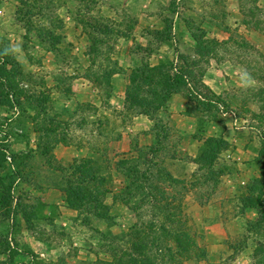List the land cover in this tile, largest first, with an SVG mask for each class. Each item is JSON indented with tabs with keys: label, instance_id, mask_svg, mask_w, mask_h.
<instances>
[{
	"label": "rangeland",
	"instance_id": "1",
	"mask_svg": "<svg viewBox=\"0 0 264 264\" xmlns=\"http://www.w3.org/2000/svg\"><path fill=\"white\" fill-rule=\"evenodd\" d=\"M178 1L155 0L157 8L150 3H143L142 6L144 11H149L150 15L154 14L162 20L156 25L158 29L170 30L173 19L168 13H173L174 10L184 6V3L179 4ZM198 1L194 0L192 5L196 6ZM6 2L7 14L12 17V21L9 19L3 28H11L13 32L22 37V40H20L21 50L12 51L6 45L10 38H5V45L0 46V53L8 57L7 61H14L20 66L13 87L15 90L13 97H8V93L3 88L4 83H0V89L4 91L3 93L0 91V110L3 112L7 110L10 113L6 112L8 114L2 117L4 120H0V127L2 128V126L9 124L10 120L15 119L12 113L14 112L19 114L17 120L14 121L16 129L17 126H20L19 131L22 130V124L29 121L26 119L32 120L36 124L35 128L39 131H43L42 129L57 130L55 138L48 136L47 130L46 133L42 134L41 138H47L46 142H42L44 145L42 148H45L48 153L46 160L52 169V172H48L46 175L47 181L49 180L53 186L55 185L59 189H64L68 179L65 180V175L56 173L57 168L52 164L50 155L55 148L54 143L58 140L56 138H59L62 133L67 136L64 132L68 131L67 125L66 127L56 126L58 124L57 118L65 117V123L70 124L71 122L66 121L68 115H64L63 112L59 114L58 110L64 107L78 108L79 110L85 108L84 105L77 106L81 96L76 95L75 97L73 92L74 89L77 92L80 85L84 87L86 85L80 82L73 83L70 76L60 79L61 73L57 72L54 63H58L59 66L64 64L75 71H89L91 75L95 73L109 74L110 64L113 63L111 55L114 56V59L116 57L113 55L111 47L117 44L118 38L122 34L125 37L128 34L124 33L127 30L121 31L115 28V23L109 22L108 16L116 13L124 19V23H134L135 6L126 5L127 7L121 8L123 0H115V2L113 0H17V2L6 0ZM213 2L214 0H206L204 4L209 6ZM241 2L242 13L245 17L244 22L248 25L249 30L241 27L234 29V26L239 23H237V19L232 18L231 0H223V18L220 16L216 18L213 11L209 13L210 11L206 10L207 16H187L184 20L187 21L190 30L203 32V37L199 36L203 38L204 42H216L220 45L217 58L233 60L234 63L243 67L251 79L255 77L261 79L264 78V6L261 5L260 0H241ZM0 4H2L1 1ZM216 21L219 23V32L215 29ZM150 22H155V20H150ZM86 23L91 25L93 29L108 28L109 36L99 38L92 36L93 33L85 27ZM129 24L127 25L129 26ZM245 30H248L249 34H246ZM228 35L230 39L227 37ZM2 38L0 37V40ZM88 38L91 43L92 39L102 43L103 55L99 57L90 55V64L87 68L86 64L81 65L79 62L85 53V50L80 48V44L88 43ZM72 45L78 46L75 52L70 49ZM22 51L26 52V57L30 60L25 58ZM27 60L36 68L20 65L22 63L27 65ZM196 61L203 63L202 59L197 58ZM247 65L252 66L250 69L252 71L247 70ZM6 68L8 72L12 70L9 66ZM200 70H203L202 65H200ZM64 74L68 75V73ZM194 74L199 77L200 71L194 70ZM229 93L225 98H221L224 103L223 110L236 118L237 127L230 119L222 121L220 113L218 114L219 123L213 122L212 115L200 119L201 121L197 123L195 129L199 139L193 140L196 145L195 151L198 149L197 154L192 152L182 160V163H175L174 167L171 168L178 180L187 184H197V193L185 195L181 192L180 187H170L174 189L170 191L171 189H168L169 184L165 182L167 180L164 181V185L156 178L153 182V186L165 190L168 194L170 192V198L167 202L159 201L156 205L161 208H164L165 205L174 207L175 214H180L178 221L183 226V230L189 234L190 252L182 258L175 257V264H200L202 260L207 261L210 256L208 248L211 244L220 245L223 237L221 241H214L211 235H218L220 228L214 225L208 226L206 223L218 219L221 214L223 215L222 219L231 229L240 228V224L238 226L234 224L239 217L247 221L246 228L244 227L245 235L238 237L234 234L229 241H226V245L232 251L229 259L248 248L249 253L252 254L253 264H264V191L255 197L252 195L246 197L248 186L250 189L255 183L257 185V182H261L260 187L256 188L260 191L264 185V84L246 87L242 91L231 89ZM109 111L112 110L109 109ZM30 114L34 115L31 116ZM84 120L85 123L87 120L90 123L87 128L84 127L86 131L96 132L97 137L107 138L111 142L123 133L122 130H128L130 127L128 124H122L119 119H113L109 122L107 129L101 130L98 128L99 119L96 121ZM84 122H78V127H81ZM92 122L95 123L94 127H92ZM102 139L97 138L98 145H105L106 141ZM209 139H221L227 144L214 173L216 174L219 169L224 168L228 169V174L220 179V184L216 189H214L213 184L203 186L204 182L201 180L205 179L207 171L201 172L196 164V160L204 151ZM73 142L76 143L78 140ZM83 142H86V139ZM6 147L5 145L0 146V151L4 153ZM178 149L175 148V154ZM42 150L44 149L32 152L39 154ZM132 153L133 155L130 154L128 158L117 157V159L111 154V159L104 158L103 148L99 149L101 158H98L99 161L95 163H98L100 176L105 181V203L110 209V217L113 220L109 224L88 217L83 212L80 217L74 220L70 233L66 231L67 228L58 229V225H53V219H51L52 221L49 220L50 217H47V214L37 210L39 206H35L33 198L30 201V196H27L26 193L20 195L21 190L18 193L19 196L15 197L18 203L8 201L7 188L11 182L1 184L0 211L3 218L8 215L12 217L13 213L17 217L23 216V213L26 214V218L31 221L29 234L35 236V239L42 243L46 238L53 239L52 243L45 242V245L49 252L52 251L51 256L55 258L60 255L59 260L55 263L53 261L51 263L46 262L43 259L39 260L36 256L33 263L31 256H27L25 253L26 256L20 258L23 254H21L19 247L14 243L11 244L7 238L13 235L15 237L23 236L21 227L16 224L13 227L16 230L11 232L4 222L3 226L0 225V253L8 255L9 261L6 264H128L129 258L124 256V254H130L128 236L137 224L157 223L168 228L163 219L151 211L152 205L149 201H146L145 204L141 203L140 194L134 192L132 198L128 200L130 205L125 206L123 204L127 198L125 194L130 187V182L122 175L119 162L137 158L135 145H133ZM171 153L172 151L169 154L170 158L174 156ZM22 155L13 162L15 171L20 176L25 173L26 162L29 159L32 161L35 159L32 155L30 158L27 155L25 157ZM4 157H6L5 153ZM156 162L165 168V162H163L161 155H158ZM141 169L143 168L141 167ZM34 171L37 172L38 169ZM230 187H233V193L230 196L225 195L223 190ZM179 195L185 197V200L178 199ZM223 198L227 201L225 208L221 209L219 205L215 206ZM245 198L247 199L245 200ZM245 201H249L257 207L247 209L245 208ZM210 207L211 209H209ZM246 207H248L247 204ZM58 212L53 209L52 216L57 217ZM156 217L158 218L156 219ZM87 220L89 223L84 224ZM2 221L0 220V223ZM169 246L173 247V251L176 252L173 244ZM36 248L40 250L39 246ZM148 256L153 259L155 264H163L161 257L158 258L157 255L155 257L153 254H148ZM131 257L133 258L135 255H131ZM3 260L0 261V264H3Z\"/></svg>",
	"mask_w": 264,
	"mask_h": 264
},
{
	"label": "crops",
	"instance_id": "2",
	"mask_svg": "<svg viewBox=\"0 0 264 264\" xmlns=\"http://www.w3.org/2000/svg\"><path fill=\"white\" fill-rule=\"evenodd\" d=\"M0 1L2 2V4H0V37H3L0 40V46L5 45V38H10L9 43H6V45L12 51H15V49L21 50L20 40H22V37L13 32L11 28H3L9 19L12 21V17L7 14L6 0ZM113 1L115 2V0ZM193 1L194 0H179L178 3H184V6L180 9L174 10L173 13L169 11L170 13L168 14L172 17L173 22L170 39L166 42L157 41L154 37L150 36L151 34L164 31L158 29V26L156 27V25L161 23L162 20L154 14L150 15L149 11L143 10V3H150L157 8L155 5L157 2H155V0H130L129 2L123 0V6H121V8H125L129 5L135 6L133 14V19H135L133 21L134 23H124V19H122L121 16L119 17L116 13L109 14L108 21L114 22L115 28L118 30H127L124 33L128 34L127 37L122 34L121 37L118 38L117 44H114V46L111 47L113 55L116 57L114 59V56L111 55L113 63L110 64L111 68L109 70L112 81L110 98L105 96L102 90L93 86L89 71H75L64 64L59 66L58 63H54L57 72L59 71L61 73L59 76L60 79L70 76L72 77L70 80L73 83L80 82L81 84L84 83V85H86L85 87L80 85L78 91L76 92L74 89L73 92L75 97L76 95L81 96V100L77 102L79 103L77 106L84 105L85 108L79 110L78 108L69 109L64 107L58 110L59 114H62L63 112L64 115H68L66 121H70L71 123H65V117L57 118L58 124L56 126L66 127L67 125L66 128H68V131L64 132L67 136H64L62 133L59 138L57 137L56 139H58V141L53 145L55 148L51 154V162L56 168L69 170L77 163L87 161L97 162L99 161L97 159L101 158L99 155L100 148H103L104 158H111L112 154L116 159L117 157L128 158L130 154L133 155V145H135V149L141 151H147L154 148L157 146L155 127L160 121L166 126V132L169 135L168 141L164 145V153H166H160V155L163 157V162H165V169L174 178L176 176L171 168L174 167L175 163H182V160L192 154V152L197 154L198 149L195 151L196 145L193 140L197 141L199 139L195 133V129L197 123L201 121L200 119H202V116L197 111L196 105L192 103L185 94L173 96L168 102L165 110L153 119L144 116H132L125 110L127 90L135 85L133 72L144 63L152 68L171 63L175 68L179 69V67H181L179 56L190 58L192 60L198 58L197 43L193 38L187 21L184 20L187 16H207V10L210 11L209 13L213 11L216 18L219 16L223 18V0H214L213 4L209 6L204 4L206 0H199L196 6L192 5ZM14 2H17V0H14ZM116 3L120 4L118 1H116ZM231 3V11L233 13L232 18L237 19V23H239L238 25L234 24V29L240 27L248 29L244 24L245 17L241 9V0H231ZM260 3L264 6V0H260ZM72 16H74L73 13ZM150 20H155V22H150ZM127 24H129V26ZM218 24L219 23L216 21L215 29L217 32H219ZM248 30H245L246 34H249ZM239 32L242 33L241 31ZM227 37L229 38L230 36L228 35ZM77 47V45H72L70 49L75 52ZM80 48L84 49L85 53L82 55L83 59L80 60L79 63L81 65L86 64L88 68L90 64L89 58L90 55L94 56L95 47L89 40L88 43L80 44ZM22 52L25 55V58H27L26 52ZM20 65L23 67L36 68L30 63V61H28L27 65L25 63ZM202 67L205 72L202 81L203 85L218 98H225L230 94L229 92L231 89L242 91L246 87H254V85H256L252 80L251 83L248 82L249 76L246 71L241 65L234 63L233 60H225L224 58L221 60L219 58H207L203 61ZM64 73H68V75ZM109 109L112 111L110 112ZM6 112L8 111L5 110L3 112V110H0V120H4L2 117L9 113ZM12 113L13 116H15V119L10 120L8 122L9 124L2 126V128L0 127V146H7L4 151L6 155L4 170L0 171V186L6 182H11V196L14 202H17L15 197L19 196L18 193H20L19 191L21 190L22 192L20 195L26 193L27 196H30V201L33 198L35 206H39V209L37 208V210L41 213L47 214V217H50L49 220L53 219L54 221L51 220L53 225H58V229L67 228L66 231L70 233V228L74 225L73 222L79 217V215L68 207L67 198L63 192V188L59 189L55 185L53 186L49 180L47 181L46 175H48V172H52V169L48 166L46 157L40 153H33L34 151H38L40 146H44L42 140L46 142L47 138H41L42 133L37 132V129L35 128L36 124L30 119H26L29 121L22 124L21 131H19L20 126H17L18 128L16 129L14 121L17 120L19 114ZM30 115L33 116L34 114ZM84 119H92V121L99 119L98 128H101V130L107 129L109 122L113 119H119L122 124H128L130 127L128 130H122L123 133L111 142L107 138L102 139L100 136L97 137L95 135L96 132L86 131L84 127L87 128L90 123L88 120L85 123ZM220 119L222 121H224V119H230L235 124V127H237L238 122L234 116L221 113ZM81 121H83L84 124L81 127H78V122ZM94 125L95 123L92 122V127H94ZM48 136H51L52 138L56 137V135L52 136L51 134H48ZM97 138L106 141L105 145H98ZM85 139L86 142H83ZM76 140H78V142L74 143L73 141ZM175 148H179L176 154ZM170 151H172V156L174 155L171 158L169 157ZM21 154H23L24 157L27 155L29 158L30 155H32L35 159H33V161L29 159L28 162H26L27 166L25 167V173L18 177V172L15 171L13 162H15V159ZM8 157L12 159V164L8 163ZM168 164L169 166H167ZM35 169H38V171H34ZM57 170L56 173L62 175ZM223 191L225 195L230 196L233 193V187L227 188V190L225 189ZM226 202L227 201L223 198L219 200L215 206L219 205L221 209H224L227 205ZM53 209L55 211L57 210V212L59 211L57 217L52 216ZM209 209H211V207ZM246 215L248 214L246 213ZM16 217L17 216L13 213L12 217L3 218V214L0 212V220H3L0 225L3 226L5 222L11 232L16 230L13 229L16 224L21 227L23 236L15 237L13 235L7 238L11 244L14 243L19 247L21 254H23L20 258L26 256L24 253L27 254L30 252L39 260L43 259L50 263L52 261L53 263L58 261L60 255L54 258L51 256L52 251L49 252L45 245V242L52 243L53 239L49 240L46 238L44 243L38 241L35 239V236L29 234L30 232L25 218H23L22 215H19L17 219ZM222 217L223 215L221 214L218 219L206 223L208 226L214 225L215 227L220 228L221 233L219 231L218 235L212 234V239L214 241H221L223 237V240L218 246L215 244L210 245L208 248L210 256L207 258V261L202 260L200 264H253L252 254L249 253L248 248L243 249V251L238 252L232 259H229L232 251L231 248L226 245V241H229L232 235L235 234L240 237L246 234L244 227L246 228L247 221L242 219V217H239L234 224H237V226L240 224V228L231 229ZM37 246H39L40 250L36 248ZM2 259H4L2 262L3 264L8 263L9 261V257L5 253H0V261H2Z\"/></svg>",
	"mask_w": 264,
	"mask_h": 264
},
{
	"label": "trees",
	"instance_id": "3",
	"mask_svg": "<svg viewBox=\"0 0 264 264\" xmlns=\"http://www.w3.org/2000/svg\"><path fill=\"white\" fill-rule=\"evenodd\" d=\"M244 24L248 27L245 22ZM85 27L93 33L92 36H97L98 38L109 36L108 28L106 27H101V30L93 29L91 25L87 23ZM102 30L104 31L102 32ZM190 31L197 43L198 59H202L203 61L207 58L218 59L217 52L220 50V45L216 42H204L202 38L204 34L201 30L195 31L191 29ZM150 36L154 37L157 41L166 42L170 39L171 29H166L163 32L154 33ZM92 44L95 47L94 55L97 57L102 56V43L92 39ZM7 59V56L0 53V83H4L3 88L8 93V97H13L15 92L13 87L17 80V73L20 71V66L14 61H7ZM179 60L181 61V67H179V69L175 68L171 63L156 68H152L144 63L136 69L133 72L135 85L127 90L125 110L132 116H144L153 119L165 110L168 102L173 96L185 94L189 100L196 105L197 111L201 114L202 119L207 115H212L211 118L214 120L213 122L219 123L218 114L220 113L221 115L222 112L220 107H223L224 103L221 98L216 97L203 85L202 81L205 72L200 70V65H202V63L182 56H179ZM7 66L12 69L10 72L6 70ZM250 69H252V66L247 65V70L252 71ZM194 70L200 71L199 77L195 76ZM90 79L93 86L102 90L104 95L110 98V92L112 90L110 72L109 74L98 75L95 73L93 76L90 75ZM261 79L260 77H255L251 80L257 85H261L264 84V78ZM0 91L2 93L4 92L1 89ZM42 130L43 131L37 130V132L43 134L46 133L47 129ZM56 132L57 131L50 129L47 130L46 134L54 136ZM155 133L157 138L156 147L147 151L136 149L137 158L119 162V169L122 175L130 182V187L125 194V197L128 199L126 198L123 204L125 206L130 205L128 200L132 198L134 192L140 194L141 203L145 204L146 201H149L150 205H152L151 211L159 215L165 224L168 225V228L165 225L161 226L157 223L148 225L137 224L128 236L130 240V248L128 251L130 254H124L125 257L129 258L128 264H155L148 254H153L155 257L157 255L158 258L161 257L163 259V264H175V257L182 258L190 252L191 243L189 234L183 230V226L180 224V221H178L180 214H175L174 207L171 205H165L164 208L156 205L159 201L167 202L170 198V192L168 194L165 190H160L156 186H153V182L155 178L159 179L163 185L166 182L169 184L168 189H171L170 191L174 190L170 187H180L181 192L185 195H187V193L196 194L198 185L193 183L187 184L178 180V178H174L165 168L161 167V164L156 162L158 155L165 151L164 144L167 143L169 135L166 132V126L161 121L157 123ZM42 142L44 141L42 140ZM226 145L225 141L221 139L207 140L204 151L201 152L196 160V164L200 168V171H207L205 179H200L204 182L203 186L213 184L214 189H216L220 184V179L228 174V169L226 170L224 168L221 170L219 169L216 174L214 173V169L218 167L221 155L225 152ZM40 149H44L40 154L48 157L46 149L41 146L39 147V150ZM2 152L0 151V171L4 170V163L6 161L4 153ZM97 165L98 163L87 161L77 163L69 170L57 168V171L66 176L65 180L68 179L66 188L63 189L67 198L68 207L77 212L79 217L85 212L88 217L98 221H105L109 224L113 220L110 217V209L105 203V181L102 180ZM141 167L143 169H141ZM17 176L19 177L20 175L17 173ZM260 184L261 182H257V185L255 183L252 185L253 187L250 186V189L248 186L246 189V197H249V195L255 197V195H259L260 192L264 191V185L261 187L262 190L258 191L256 189L258 186L260 187ZM7 194L9 195L8 201L13 202L11 185L7 188ZM178 199L182 201L185 200V197L179 195ZM246 199L247 198H245V200ZM245 202V208L247 209H255L257 207L249 201ZM246 204L248 207H246ZM138 211L140 210L138 209ZM7 217H9V215ZM82 217H84V215H82ZM23 218H25L28 228L30 229L31 221L26 218V214L24 213ZM157 218L158 217H156V219ZM88 223V220L84 222V224ZM170 244L175 246L174 249H176V252L173 251V247L169 246ZM28 255L31 256V260L34 263L35 256L30 252L27 253V256ZM131 255H135V257L132 258Z\"/></svg>",
	"mask_w": 264,
	"mask_h": 264
},
{
	"label": "built area",
	"instance_id": "4",
	"mask_svg": "<svg viewBox=\"0 0 264 264\" xmlns=\"http://www.w3.org/2000/svg\"><path fill=\"white\" fill-rule=\"evenodd\" d=\"M220 110H221V112L223 114H227V113L224 112L223 107H220ZM7 161H8L9 164H12V159L10 157L7 158Z\"/></svg>",
	"mask_w": 264,
	"mask_h": 264
},
{
	"label": "clouds",
	"instance_id": "5",
	"mask_svg": "<svg viewBox=\"0 0 264 264\" xmlns=\"http://www.w3.org/2000/svg\"><path fill=\"white\" fill-rule=\"evenodd\" d=\"M245 75H247V74H245ZM248 82H249V83H251V82H252L250 77L248 78Z\"/></svg>",
	"mask_w": 264,
	"mask_h": 264
}]
</instances>
